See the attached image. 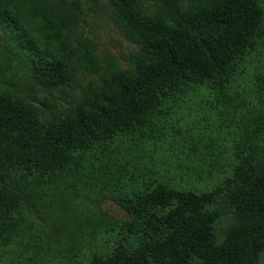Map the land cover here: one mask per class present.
Wrapping results in <instances>:
<instances>
[{"label": "trees", "instance_id": "16d2710c", "mask_svg": "<svg viewBox=\"0 0 264 264\" xmlns=\"http://www.w3.org/2000/svg\"><path fill=\"white\" fill-rule=\"evenodd\" d=\"M84 2L0 0V253L22 245L28 213L92 180L128 217L62 222L75 264H264V0H107L138 45L131 62L44 114L22 86L72 92L91 64L87 41L72 45L67 34ZM190 99L209 121L189 140ZM173 139L171 151L199 166L146 172L123 151L170 150ZM213 172L207 190L178 184Z\"/></svg>", "mask_w": 264, "mask_h": 264}, {"label": "rangeland", "instance_id": "374dc122", "mask_svg": "<svg viewBox=\"0 0 264 264\" xmlns=\"http://www.w3.org/2000/svg\"><path fill=\"white\" fill-rule=\"evenodd\" d=\"M81 3L82 8L83 0H81ZM84 3L85 9L83 8L79 13V19L74 30L71 28L73 31H68L67 34L68 40L72 45H75L77 37L80 39L84 38V41H87L91 64L83 63V66H86L87 69L77 70V75L81 79L78 78V82L74 85L72 92L65 95L64 93L57 95L55 91H45L43 93L39 90L38 86H35L33 88L37 90V93L36 95H32L33 89L22 86V92L25 94L27 100L40 110H43L44 114H47L48 108L52 106V103L55 104L53 106L60 108L72 104L73 100L78 98L80 94H84L83 90L85 88L89 85V88H91L101 81L102 74L105 73L104 75H106L109 72H115L118 68L128 66L134 52L137 51L138 45L119 26L107 0H85ZM3 41L4 38L0 37V44ZM85 46L86 44L84 43L82 47L84 48ZM77 57L80 58V55H77ZM80 61L82 62L81 58ZM10 74L11 71L7 73V75ZM247 79L248 76L245 80ZM9 82L13 88L18 86V82L15 79ZM9 84L7 82V86ZM1 86L4 85L1 84ZM45 97L49 100L47 102L48 105L43 104ZM196 100L198 99H190L186 103V106H184V112L187 116L185 117L186 124L183 128H187V130L182 131L181 134L187 138H198L200 131L206 130L204 127L209 121L201 109L196 108V104L193 103ZM171 141L170 150L165 145H162V149L160 147V149H157L158 151H155L153 147H136L135 144H131L130 150H123V146L129 145L126 142L117 147L113 146L114 148L112 149L123 150L127 154H130V160L138 162L136 167L139 166L142 171L146 172L151 167L154 169L162 168L163 170L166 168L172 169L175 165L177 167L185 165H190V167L199 166L197 163H189L186 157L181 155L176 149L171 151L172 147H175L174 139ZM200 144L199 146L208 144V140L205 138ZM218 150L220 148L217 147L214 149V152L217 153ZM184 160L187 161L185 162ZM208 160L209 158L206 159V161ZM223 160L226 163L227 159L223 158ZM180 162L181 164H178ZM182 162H185V164ZM220 162L223 164L222 159ZM124 168L125 172H130V170L135 172L134 165L132 164L126 165ZM108 170V176L113 175L112 167ZM220 174L213 172L211 176H197V174L195 176V173L191 177L190 175H184L183 179H178V184L185 188L190 187L196 191L207 190L220 178ZM50 198L52 197L48 195V199ZM58 200H49L52 202V208L41 209L37 207L36 214L33 211L27 214L26 222L30 224V229L26 228L27 236L25 235L22 239V245L15 246V249L12 248V250L9 247L6 253H0V264H75V257L80 256L79 249L77 246H74V239L69 237L70 231H68V227H62V222L66 224L69 218L70 221H78L76 218H81L80 216H82L85 226L91 227L92 222L99 225L100 219L104 220L103 223H106L116 219L123 220L128 217L126 211L115 200V195L109 190V186L107 185L103 188L99 182L95 184L92 180L85 183L77 182L72 189H68L67 195L61 196ZM59 206H61V211H59ZM37 215L41 217H37ZM53 224L56 226L55 230L54 227H49V225ZM52 230L54 232H51ZM45 233L49 234L48 238H45ZM46 241L50 243L49 246H47V243L45 244ZM84 252L87 254V251ZM79 259L78 264H82Z\"/></svg>", "mask_w": 264, "mask_h": 264}]
</instances>
